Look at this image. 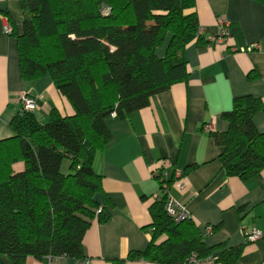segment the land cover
<instances>
[{
  "label": "trees",
  "instance_id": "trees-1",
  "mask_svg": "<svg viewBox=\"0 0 264 264\" xmlns=\"http://www.w3.org/2000/svg\"><path fill=\"white\" fill-rule=\"evenodd\" d=\"M19 6L22 28L14 35L22 80L48 76L74 114L53 108L40 123L20 106L11 119L13 137L0 142V256L13 264L29 257L81 260L91 221L109 218L92 170L94 154L110 140L105 120L124 119L186 82L185 47L201 40L194 1L20 0ZM263 109L246 95L222 114L228 129L212 137L227 176L247 180L264 168V133L253 124ZM16 163L21 172L12 170ZM149 213L150 243L127 259L184 264L195 255L235 264L241 253V247H208L190 219L174 223L163 197Z\"/></svg>",
  "mask_w": 264,
  "mask_h": 264
},
{
  "label": "crops",
  "instance_id": "crops-1",
  "mask_svg": "<svg viewBox=\"0 0 264 264\" xmlns=\"http://www.w3.org/2000/svg\"><path fill=\"white\" fill-rule=\"evenodd\" d=\"M19 1L0 0V142L13 137L9 123L22 95L34 100L40 123L53 108L62 116L74 114L48 76L32 82L20 76L14 35L22 28ZM193 1L201 40L185 47L186 82L124 119L111 115L105 120L110 140L94 154L92 170L101 178L98 201L109 218L91 221L82 241V263L29 257L24 264H154L127 256L150 243L149 208L159 192L156 173L171 177L175 170L182 173V187L171 185L169 193L187 207L205 244L241 247L235 264H264V168L247 180L227 176L219 162L222 148L212 137L227 131L222 114L234 98L249 95L264 107V6L256 0ZM220 22L228 25L229 36L218 42ZM6 24L13 35L3 32ZM253 124L264 133V109L253 116ZM12 170L21 172L23 164H13ZM251 231L261 238L245 242ZM0 264L13 262L0 256Z\"/></svg>",
  "mask_w": 264,
  "mask_h": 264
},
{
  "label": "built area",
  "instance_id": "built-area-1",
  "mask_svg": "<svg viewBox=\"0 0 264 264\" xmlns=\"http://www.w3.org/2000/svg\"><path fill=\"white\" fill-rule=\"evenodd\" d=\"M108 11V9H107ZM221 25V32L218 39V42L226 39L229 36L228 25L225 22H220ZM3 32L8 35L13 34V30L9 24L3 26ZM198 33H200V29L198 28ZM257 47V45H252L251 48ZM20 106L21 109L26 111H34L35 110V103L34 100L27 95H22L20 97ZM156 178L159 182V192L157 198H164V212L168 218H170L174 223H179L185 220L190 219L189 212L187 207L172 197L169 193L170 186L175 185L177 188L182 187L183 183V176L182 173L175 170L171 177H169L165 172L160 171L156 173ZM100 211L97 212L99 214ZM261 238V234L257 231H251L246 234L245 242H255ZM83 260H79L82 263ZM186 263H193V264H215V259L213 257H208L205 259H197L195 255H191Z\"/></svg>",
  "mask_w": 264,
  "mask_h": 264
},
{
  "label": "rangeland",
  "instance_id": "rangeland-1",
  "mask_svg": "<svg viewBox=\"0 0 264 264\" xmlns=\"http://www.w3.org/2000/svg\"><path fill=\"white\" fill-rule=\"evenodd\" d=\"M66 163H67V162L65 161V163L63 164V166L66 165Z\"/></svg>",
  "mask_w": 264,
  "mask_h": 264
}]
</instances>
